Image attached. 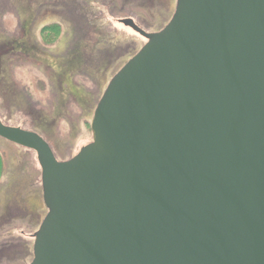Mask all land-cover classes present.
Segmentation results:
<instances>
[{
	"label": "water",
	"instance_id": "95a60500",
	"mask_svg": "<svg viewBox=\"0 0 264 264\" xmlns=\"http://www.w3.org/2000/svg\"><path fill=\"white\" fill-rule=\"evenodd\" d=\"M113 75L92 142L59 162L32 131L47 210L29 264H264V0H176Z\"/></svg>",
	"mask_w": 264,
	"mask_h": 264
},
{
	"label": "rangeland",
	"instance_id": "374dc122",
	"mask_svg": "<svg viewBox=\"0 0 264 264\" xmlns=\"http://www.w3.org/2000/svg\"><path fill=\"white\" fill-rule=\"evenodd\" d=\"M175 1L0 0V42L24 39L31 50L29 57L0 56V120L39 134L59 162L75 156L92 142L91 117L110 79L146 43L120 21L130 18L145 32H158ZM49 26H57L58 33L44 38L43 28ZM77 45L85 68L70 80L63 71L56 82L51 68ZM93 45L99 53L89 51ZM0 156V264H28L32 236L46 213L40 167L35 152L2 138Z\"/></svg>",
	"mask_w": 264,
	"mask_h": 264
},
{
	"label": "trees",
	"instance_id": "16d2710c",
	"mask_svg": "<svg viewBox=\"0 0 264 264\" xmlns=\"http://www.w3.org/2000/svg\"><path fill=\"white\" fill-rule=\"evenodd\" d=\"M150 2L152 1V0H149ZM43 33L45 34V36H44V38L45 37H47L48 35H50V34H56V33H58V27L57 26H49V27H44L43 28ZM42 33V34H43ZM47 35V36H46ZM98 41H99V39H98ZM26 43H28L27 41L25 42V40H20L19 41V53H17V54H20L21 56H30V54L29 53H31V50H30V48H29V44L28 45H25ZM22 44V45H21ZM80 46H81V44H79ZM79 45H77V46H75V48H74V50L72 51V52H74L75 51V54H72V52L70 53V55H68V57L66 58V60L65 61H62V60H60V62H58V64H56V65H53L55 68H51L52 69V72H53V74H55V81L56 82H60V81H62V73H67L70 77H68L67 79L68 80H70V79H72L73 77L71 76V74L73 73V72H77V70H80V69H83V68H85V61H83V59H82V56H83V54H80V52H78V53H76V50L78 49V47L80 48V46ZM2 48H3V50H5V48H7L6 47V45L4 44L3 46H2ZM81 49H83V47H81ZM96 50L98 53L100 52V50L101 49H96V47L93 45V49H89V51H91V50ZM136 53V52H135ZM135 53H133L130 57H132ZM5 55V54H4ZM106 59V58H105ZM105 59L103 60V62L105 61ZM46 65H47V63L46 62H44ZM101 64V63H100ZM102 65V64H101ZM60 67V68H59ZM99 67L100 66H98V69H99ZM97 69V70H98ZM1 70H2V74H3V68H2V65H1ZM64 71V72H63ZM73 76L75 75V74H72ZM56 78H58V80H56ZM59 85H62V82L59 84ZM72 92V91H71ZM78 100H80L79 102H80V104H83V106L85 107L86 106V102L83 100V96H80L79 98H78ZM53 119H54V117H53ZM43 125H46L47 126V122H43L42 123ZM41 127V126H40ZM41 128H45V129H47L45 126H42ZM50 131H51V128H48ZM1 167H2V160H1V156H0V175H1ZM24 247H25V249L28 247V246H26V245H24ZM27 249H29V247L27 248ZM30 253H31V255H30V259H31V257H32V249H31V247H30Z\"/></svg>",
	"mask_w": 264,
	"mask_h": 264
},
{
	"label": "flooded vegetation",
	"instance_id": "af4514ba",
	"mask_svg": "<svg viewBox=\"0 0 264 264\" xmlns=\"http://www.w3.org/2000/svg\"><path fill=\"white\" fill-rule=\"evenodd\" d=\"M175 3H176V1H175ZM21 40H24V39H21ZM6 45V47L7 48H5V50H3V48H2V46L3 45ZM14 53H19V41H15V42H10V43H4V42H0V56H2V55H7V54H14ZM0 72H1V63H0ZM42 203H43V200H42ZM43 207L45 208V206H44V204H43ZM46 209V208H45ZM46 214V213H45ZM45 216V215H44ZM43 216V217H44ZM43 219V218H42ZM42 219H41V221H42ZM41 221H40V223H41ZM40 223H39V225H40ZM38 225V226H39Z\"/></svg>",
	"mask_w": 264,
	"mask_h": 264
}]
</instances>
